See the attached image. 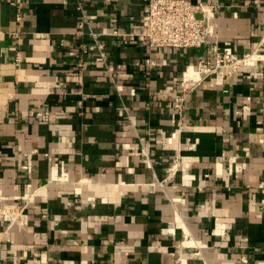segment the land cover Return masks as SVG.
<instances>
[{"label":"crops","instance_id":"0c3cea01","mask_svg":"<svg viewBox=\"0 0 264 264\" xmlns=\"http://www.w3.org/2000/svg\"><path fill=\"white\" fill-rule=\"evenodd\" d=\"M191 1L218 5L211 43L104 37L102 74L90 28L137 29L146 0H24L21 21L0 0V264H264V0ZM226 42L258 58L179 120L182 79Z\"/></svg>","mask_w":264,"mask_h":264},{"label":"built area","instance_id":"2783aa9c","mask_svg":"<svg viewBox=\"0 0 264 264\" xmlns=\"http://www.w3.org/2000/svg\"><path fill=\"white\" fill-rule=\"evenodd\" d=\"M24 0H9L11 6L17 9V19L22 20V10ZM79 10L83 15L82 25H91L92 20L97 19V15L87 13L83 4L79 2ZM218 5L211 2H193L191 0H146L142 22L139 28L124 31L120 28H103L95 31L92 27L90 32L93 36L92 47L96 51L95 61L100 72L109 70L108 51L103 41L104 37L115 38L123 42L139 40L144 47L152 49H199L212 42L215 36L214 18ZM91 45L81 46L82 57L89 54ZM216 45L218 43L216 42ZM255 53L245 55L242 58L233 56L229 42H226L223 49L217 47L215 56L200 59L181 81L180 91L171 100L175 110L174 115L179 120L185 113V103L189 95L202 83L217 72H222L226 76L233 75L240 67L249 60H256ZM17 60H20L18 57ZM79 65L86 68L87 64L81 58ZM145 65L152 66L151 60H147ZM181 125V122L179 121ZM25 206L21 204L8 208L7 213L13 223L25 224L27 214ZM241 260L246 261V256Z\"/></svg>","mask_w":264,"mask_h":264},{"label":"bare ground","instance_id":"6f19581e","mask_svg":"<svg viewBox=\"0 0 264 264\" xmlns=\"http://www.w3.org/2000/svg\"><path fill=\"white\" fill-rule=\"evenodd\" d=\"M191 71H192V68L190 69V72H191ZM192 241H193V240H191V242H192ZM192 243H194V242H192ZM192 243H191V244H192ZM195 243H196V242H195ZM195 243H194V245L196 246L197 244H195ZM189 244H190V243H189ZM192 245H193V244H192Z\"/></svg>","mask_w":264,"mask_h":264}]
</instances>
